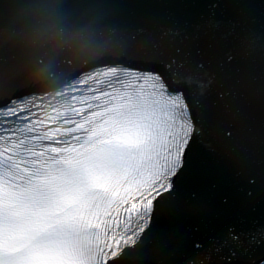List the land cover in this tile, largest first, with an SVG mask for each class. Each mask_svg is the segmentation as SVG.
<instances>
[{
  "label": "snow or ice",
  "instance_id": "snow-or-ice-1",
  "mask_svg": "<svg viewBox=\"0 0 264 264\" xmlns=\"http://www.w3.org/2000/svg\"><path fill=\"white\" fill-rule=\"evenodd\" d=\"M105 7L114 59L55 98L0 90V264H169L161 222L209 203L204 264H256L264 213L255 231L221 221L264 208V23L247 28V0ZM205 147L239 175L189 198Z\"/></svg>",
  "mask_w": 264,
  "mask_h": 264
},
{
  "label": "water",
  "instance_id": "water-1",
  "mask_svg": "<svg viewBox=\"0 0 264 264\" xmlns=\"http://www.w3.org/2000/svg\"><path fill=\"white\" fill-rule=\"evenodd\" d=\"M118 5L148 4L153 0H112ZM217 2V0H214ZM107 0H58L61 14L68 24L74 28L88 27L93 32L96 42L102 48L113 47V23L114 17L110 10L105 7ZM0 5L5 8L8 4L0 0ZM248 15L254 22L247 24V28L253 32H259L264 23V0H247ZM218 22L239 23L223 6L217 12ZM15 61L18 73L8 78L3 89H16L23 83L19 73L22 64L28 63L38 67L43 79L55 81L58 78H67L77 70L85 67L80 63H70L68 58L62 55L37 51L29 57H24L19 50L9 42L7 32L0 34V64ZM105 62V61H101ZM13 63V64H14ZM54 72V73H53ZM56 76V77H55ZM202 157L200 169L191 176L187 182L186 196L198 197L203 195L212 196L216 193L217 185L223 181L235 182L239 171L234 163L222 157H214L212 152L203 148L199 153ZM251 174V173H249ZM243 198L247 196V176L239 181ZM264 213L258 202L247 212L237 217H224L221 223L234 224L241 231H255L261 214ZM220 217L217 214V206L209 203L199 208L192 220L185 215H178L174 220L162 221L161 227L172 230L166 234L162 243L167 246L169 264H204L207 252L212 247V236L215 227L219 224ZM193 233H205L208 236V246L204 251L197 252L191 244ZM150 259H154L151 257Z\"/></svg>",
  "mask_w": 264,
  "mask_h": 264
},
{
  "label": "clouds",
  "instance_id": "clouds-1",
  "mask_svg": "<svg viewBox=\"0 0 264 264\" xmlns=\"http://www.w3.org/2000/svg\"><path fill=\"white\" fill-rule=\"evenodd\" d=\"M0 5V34L24 57L41 51L68 58L70 63L89 66L117 56L114 47L102 48L90 28H74L61 14L58 0H5ZM25 87L46 90L38 67L24 63L19 68Z\"/></svg>",
  "mask_w": 264,
  "mask_h": 264
},
{
  "label": "bare ground",
  "instance_id": "bare-ground-1",
  "mask_svg": "<svg viewBox=\"0 0 264 264\" xmlns=\"http://www.w3.org/2000/svg\"><path fill=\"white\" fill-rule=\"evenodd\" d=\"M55 56H56V54H55ZM11 69H13V70H12L13 73H16V72H17V68H16L15 66H12ZM11 69H10V70H11ZM53 73H54V72H53ZM12 77H13V76H12ZM55 77H56V76H55ZM55 81H56V83H58V82L62 81V78L55 79ZM52 82H54V81H52ZM15 90L19 91V87H18V89L16 88ZM260 264H264V263H260Z\"/></svg>",
  "mask_w": 264,
  "mask_h": 264
}]
</instances>
